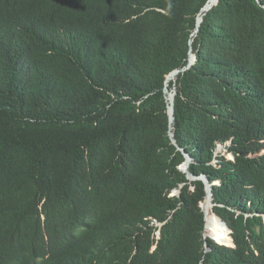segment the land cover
Segmentation results:
<instances>
[{"label": "trees", "instance_id": "1", "mask_svg": "<svg viewBox=\"0 0 264 264\" xmlns=\"http://www.w3.org/2000/svg\"><path fill=\"white\" fill-rule=\"evenodd\" d=\"M0 264H264V0H0Z\"/></svg>", "mask_w": 264, "mask_h": 264}]
</instances>
